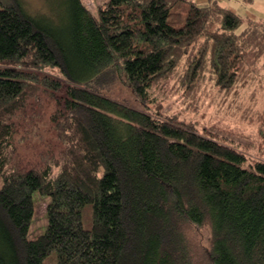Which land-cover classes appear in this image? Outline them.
<instances>
[{
    "label": "trees",
    "instance_id": "16d2710c",
    "mask_svg": "<svg viewBox=\"0 0 264 264\" xmlns=\"http://www.w3.org/2000/svg\"><path fill=\"white\" fill-rule=\"evenodd\" d=\"M220 1L65 0L55 17L0 0V264H192L187 231L202 226L209 264H264V160L219 125L98 88L114 74L142 104L170 82L186 106L213 89L253 97L264 17ZM43 95L63 149L25 166L17 134ZM36 191L49 197L46 227L30 239Z\"/></svg>",
    "mask_w": 264,
    "mask_h": 264
},
{
    "label": "rangeland",
    "instance_id": "374dc122",
    "mask_svg": "<svg viewBox=\"0 0 264 264\" xmlns=\"http://www.w3.org/2000/svg\"><path fill=\"white\" fill-rule=\"evenodd\" d=\"M22 1L33 12L48 15L50 8V11H53L52 16L57 17L61 15L62 2L65 0ZM105 1L81 0L91 10ZM197 1L203 2L205 0ZM220 2L241 15H249L255 18L264 17V0H250L248 2L221 0ZM51 72L56 73L54 70ZM103 78L105 80L98 84L99 92L102 94L126 105L146 110L151 114L161 115V117L169 114L187 121L192 120L200 130H203V125H219V128L223 130L222 132L230 136V139L232 138L230 143L234 147L243 150L249 158L264 160V76L262 86L256 89L251 88L253 92L255 91L253 97L252 94L243 91L237 96L227 97L220 92L221 95L218 94L217 89H213L207 92L200 99L201 101L196 103L195 107L191 104L186 106L180 97L181 93L171 89L172 82L161 83L159 86L150 89L151 101L148 104H142L120 77L109 74ZM51 111V103L44 95L39 99L38 105L30 107L26 111L17 134V148L23 160L21 164L31 166L36 160H45L46 156L58 157L60 155L63 143L56 137L51 128L49 118ZM26 161H32V163ZM1 184L0 177V186ZM48 200V196L41 195L37 191L33 193L34 212L28 229L30 239L36 238L45 230ZM188 236L193 243L192 264H209L206 256L209 248V228L207 226L190 228L186 237ZM57 256L60 258L59 253ZM53 260L52 258L47 260L46 264H53Z\"/></svg>",
    "mask_w": 264,
    "mask_h": 264
},
{
    "label": "crops",
    "instance_id": "0c3cea01",
    "mask_svg": "<svg viewBox=\"0 0 264 264\" xmlns=\"http://www.w3.org/2000/svg\"><path fill=\"white\" fill-rule=\"evenodd\" d=\"M258 17V16H257Z\"/></svg>",
    "mask_w": 264,
    "mask_h": 264
}]
</instances>
